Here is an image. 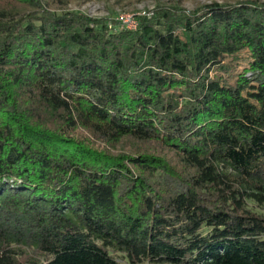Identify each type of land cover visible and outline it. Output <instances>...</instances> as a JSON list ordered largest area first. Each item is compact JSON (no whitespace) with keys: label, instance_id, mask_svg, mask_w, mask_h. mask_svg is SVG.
<instances>
[{"label":"trees","instance_id":"16d2710c","mask_svg":"<svg viewBox=\"0 0 264 264\" xmlns=\"http://www.w3.org/2000/svg\"><path fill=\"white\" fill-rule=\"evenodd\" d=\"M8 1L0 264H264V3L127 31Z\"/></svg>","mask_w":264,"mask_h":264},{"label":"rangeland","instance_id":"374dc122","mask_svg":"<svg viewBox=\"0 0 264 264\" xmlns=\"http://www.w3.org/2000/svg\"><path fill=\"white\" fill-rule=\"evenodd\" d=\"M46 4L51 5L50 10L61 12H76L82 13L89 18L96 20H105L109 27L117 26L118 28H124L127 31H135L138 26L139 18H151L158 6L164 8H170V6L176 7L184 12H192L202 6H205L211 2L228 3L233 4L239 1L250 0H45ZM264 3V0H259ZM8 0H0L1 8H9ZM45 4V5H46ZM24 10V9H23ZM238 69L241 71L246 65L245 55H238ZM255 85L249 86V89L244 91L245 95L254 94ZM78 134H82L88 137L91 142L101 148H106V144L103 140L91 137L88 132L80 130ZM113 148V147H111ZM147 148H154L153 145H148ZM155 149V148H154ZM114 152L119 153H132L138 151L135 143L123 141L118 144L114 149ZM260 212L264 214V206L256 207ZM121 264H127L121 262Z\"/></svg>","mask_w":264,"mask_h":264}]
</instances>
